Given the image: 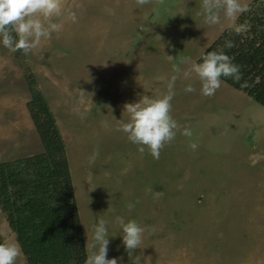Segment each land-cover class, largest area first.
<instances>
[{"label":"rangeland","instance_id":"1","mask_svg":"<svg viewBox=\"0 0 264 264\" xmlns=\"http://www.w3.org/2000/svg\"><path fill=\"white\" fill-rule=\"evenodd\" d=\"M252 1L264 3L241 0ZM62 3L74 22L59 18L60 30L27 54L0 46V162L42 151L26 106L31 74L64 144L86 253L93 217H103L106 258L131 264L119 235L124 218L150 226L133 249L140 264H264V106L223 80L202 96L191 71L226 28L240 26L238 16L221 11L205 24L202 0ZM174 68L170 114L193 136L178 130L153 159L117 119H126L125 103L166 92ZM0 240L17 243L1 210ZM16 264H26L22 253Z\"/></svg>","mask_w":264,"mask_h":264},{"label":"trees","instance_id":"2","mask_svg":"<svg viewBox=\"0 0 264 264\" xmlns=\"http://www.w3.org/2000/svg\"><path fill=\"white\" fill-rule=\"evenodd\" d=\"M238 24L246 27L226 28L201 55L222 49L239 65L240 79L221 80L264 106V3L252 1ZM225 41L232 46L224 47ZM27 83L26 106L42 151L0 162V210L26 264H84L87 253L64 144L31 74Z\"/></svg>","mask_w":264,"mask_h":264},{"label":"clouds","instance_id":"3","mask_svg":"<svg viewBox=\"0 0 264 264\" xmlns=\"http://www.w3.org/2000/svg\"><path fill=\"white\" fill-rule=\"evenodd\" d=\"M145 2L136 0L137 5ZM221 11L226 19L235 20L240 13L247 11V5L241 0H202L200 15L205 24L218 23ZM61 17L73 22L76 20L73 8L64 5L62 0H0V46L13 53L20 50L27 54L42 39L46 40L60 30L61 25L57 20ZM245 27L240 25L235 30L239 32ZM231 46V41H225L224 47ZM198 59L199 62L191 63V71L199 80L202 96L213 95L220 86L221 77H230L234 81L240 79L239 65L233 63L222 49L205 51ZM175 72L174 68L166 92L159 96L142 95L125 103L123 110L127 117L122 121L117 119V130L124 133L139 152L147 150L153 159L159 158L160 149L174 139L178 130L184 137L193 136L191 128H180L170 114L173 85L177 79ZM193 90L191 84L184 87L186 92ZM187 146L195 150L197 143L189 140ZM127 207L131 208L132 204L129 203ZM109 223L106 218L93 217L84 264H119L118 258H106ZM146 231H150V226H141L135 219L119 220V235L131 264H140V255L133 257V249L140 248ZM20 255L21 250L14 240H0V264H16Z\"/></svg>","mask_w":264,"mask_h":264}]
</instances>
